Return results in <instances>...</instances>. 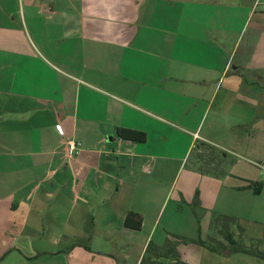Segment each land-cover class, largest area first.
<instances>
[{
	"label": "crops",
	"instance_id": "obj_1",
	"mask_svg": "<svg viewBox=\"0 0 264 264\" xmlns=\"http://www.w3.org/2000/svg\"><path fill=\"white\" fill-rule=\"evenodd\" d=\"M256 164L264 0H0V264H195Z\"/></svg>",
	"mask_w": 264,
	"mask_h": 264
},
{
	"label": "rangeland",
	"instance_id": "obj_2",
	"mask_svg": "<svg viewBox=\"0 0 264 264\" xmlns=\"http://www.w3.org/2000/svg\"><path fill=\"white\" fill-rule=\"evenodd\" d=\"M193 158L190 157V161ZM259 200H264V189L259 192ZM264 205V203L259 202V207ZM256 206V204H255ZM171 208V204L168 206V209ZM244 215L246 214L243 213ZM164 215L161 220H159L158 226L156 228V232L154 235V240L156 237H159L163 234V222L165 219ZM252 217L249 216L248 220L240 221L239 223H231L229 220H223L222 217L217 218L215 225L208 232H204L206 236L210 239H205V242L200 243L197 241L198 238V224L196 223L195 227L190 234L195 237L192 243L194 246L201 247V259L194 258L192 260V252L190 250L186 251V256L189 257L195 264H264V260H258L253 257L242 255L233 250V248L226 242L224 235L222 233V226L225 232L231 233L232 237L237 243L245 246L249 250H262L264 251V244L256 243V240H260L264 238V214L255 215L251 214ZM237 224H239L237 226ZM225 228V229H224ZM192 229V228H191ZM190 229L187 228V231ZM255 240V241H254ZM151 249H149L146 253V259L142 262V264H147L150 257ZM188 259V258H187Z\"/></svg>",
	"mask_w": 264,
	"mask_h": 264
},
{
	"label": "trees",
	"instance_id": "obj_3",
	"mask_svg": "<svg viewBox=\"0 0 264 264\" xmlns=\"http://www.w3.org/2000/svg\"><path fill=\"white\" fill-rule=\"evenodd\" d=\"M118 135L124 139H130V140H140L142 141L144 139V135L136 133V132H132V131H127V130H118ZM262 189H264V180H262L261 182L257 183L254 188H253V193L254 194H258ZM229 220L231 223H234V220L231 218H225L223 217V220ZM225 229V228H224ZM222 233L224 235V238L226 240V242L233 248L234 251H236L237 253H240L242 255H247L250 257H253L255 259L258 260H264V251L262 250H249L248 248H246L245 246L237 243V241H235L232 237L231 233L225 232V230H223V226H222ZM255 241V240H254ZM256 243L260 244H264V238L260 239V240H256Z\"/></svg>",
	"mask_w": 264,
	"mask_h": 264
},
{
	"label": "built area",
	"instance_id": "obj_4",
	"mask_svg": "<svg viewBox=\"0 0 264 264\" xmlns=\"http://www.w3.org/2000/svg\"><path fill=\"white\" fill-rule=\"evenodd\" d=\"M64 147H65V157L67 159H72L80 151L81 144L73 140H68L64 142ZM256 166L258 169L264 170V165L256 164Z\"/></svg>",
	"mask_w": 264,
	"mask_h": 264
}]
</instances>
